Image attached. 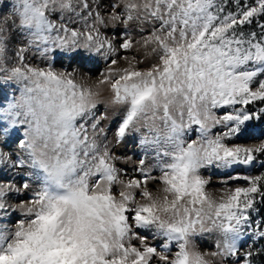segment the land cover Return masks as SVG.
Listing matches in <instances>:
<instances>
[{"label": "rangeland", "instance_id": "rangeland-1", "mask_svg": "<svg viewBox=\"0 0 264 264\" xmlns=\"http://www.w3.org/2000/svg\"><path fill=\"white\" fill-rule=\"evenodd\" d=\"M262 6L0 0V264H258Z\"/></svg>", "mask_w": 264, "mask_h": 264}, {"label": "trees", "instance_id": "trees-1", "mask_svg": "<svg viewBox=\"0 0 264 264\" xmlns=\"http://www.w3.org/2000/svg\"><path fill=\"white\" fill-rule=\"evenodd\" d=\"M210 7V11L219 10L220 14H227L234 12L235 7L238 6L240 11L244 5H252L258 0H205ZM217 20L214 12L211 14ZM225 45L231 49L237 50L247 47H260L258 57L264 60V6L257 9L256 14L250 16L247 21L235 25L233 29L228 32L225 40ZM230 50V51H231ZM239 50V49H238ZM261 109V117L264 120V99L258 103ZM260 196L254 203V208L257 210L264 230V183L259 185ZM259 258L258 264H264V241L260 242L259 249L255 253Z\"/></svg>", "mask_w": 264, "mask_h": 264}]
</instances>
